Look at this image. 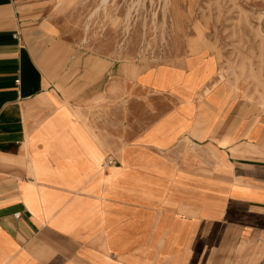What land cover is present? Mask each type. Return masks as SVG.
<instances>
[{
	"label": "crops",
	"instance_id": "obj_1",
	"mask_svg": "<svg viewBox=\"0 0 264 264\" xmlns=\"http://www.w3.org/2000/svg\"><path fill=\"white\" fill-rule=\"evenodd\" d=\"M55 5L0 0V264H264V106L212 56L79 47Z\"/></svg>",
	"mask_w": 264,
	"mask_h": 264
},
{
	"label": "rangeland",
	"instance_id": "obj_2",
	"mask_svg": "<svg viewBox=\"0 0 264 264\" xmlns=\"http://www.w3.org/2000/svg\"><path fill=\"white\" fill-rule=\"evenodd\" d=\"M59 35L140 67L218 61L213 82L264 106V0H56Z\"/></svg>",
	"mask_w": 264,
	"mask_h": 264
},
{
	"label": "built area",
	"instance_id": "obj_3",
	"mask_svg": "<svg viewBox=\"0 0 264 264\" xmlns=\"http://www.w3.org/2000/svg\"><path fill=\"white\" fill-rule=\"evenodd\" d=\"M111 163H112V161H111L110 159H108V160H107V164H111ZM15 216H16V217H19V213H17Z\"/></svg>",
	"mask_w": 264,
	"mask_h": 264
}]
</instances>
